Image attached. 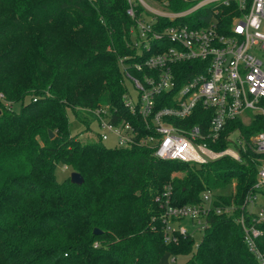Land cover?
I'll return each instance as SVG.
<instances>
[{"label":"trees","instance_id":"1","mask_svg":"<svg viewBox=\"0 0 264 264\" xmlns=\"http://www.w3.org/2000/svg\"><path fill=\"white\" fill-rule=\"evenodd\" d=\"M153 1L179 14L203 0ZM128 9V0H0V264H180L181 256H189L181 264H262L236 221L256 192L261 155L250 142L263 127L260 116L250 125L229 122L219 142L209 143L224 149L238 130L241 160L224 156L200 166L160 159L147 146L83 142L72 132L68 111L88 124L86 110L102 105L116 110L119 121H135L124 101L120 62L137 55L138 19L155 17L157 30L215 21L228 34L241 15L235 0L206 4L176 20L141 4L132 19ZM197 65L183 66L187 76L179 86L201 72ZM29 90L36 96L23 102ZM8 103H20V112ZM212 113L198 106L187 123L206 130ZM59 164L81 173L84 182H59ZM231 185L230 192H215L214 204L235 203L238 210L212 212L198 246L191 234L165 240L158 197L167 187L172 204L180 205ZM257 191L264 205V188ZM258 242L264 250V235Z\"/></svg>","mask_w":264,"mask_h":264},{"label":"built area","instance_id":"2","mask_svg":"<svg viewBox=\"0 0 264 264\" xmlns=\"http://www.w3.org/2000/svg\"><path fill=\"white\" fill-rule=\"evenodd\" d=\"M217 1L229 2L205 0L201 6ZM235 1L241 15L234 18L228 34L222 33L223 25L215 21L202 28L173 25L157 30L154 28L155 17L145 15L138 19V34L134 37L137 55L131 61L124 58L120 62L127 88L124 101L135 121H119L116 110L109 105L87 109L86 112L90 122L94 121L100 127L102 141L114 136L116 147L147 146L154 148V154L160 159L198 166L224 156L241 160L238 147H243L244 141L238 130L230 133L231 143L224 149H215L209 143L219 142L229 122L241 121L250 125L255 116H260L263 127L250 142L252 150L261 155L256 192L247 196L241 206L246 213L237 216L236 221L244 229L249 249L264 264V250L258 242L264 235V205H258L261 193L257 191L264 188V0ZM128 2L127 14L132 19L136 18L137 4L146 9L143 0ZM147 11L171 20L187 15ZM167 44L170 45L167 47ZM194 62H199L194 69L201 72L179 86L187 76L183 66ZM128 82H132L138 92L136 101ZM198 106L213 112L206 130L187 123ZM249 112H253L252 117L248 116ZM234 132H239L237 141L231 138ZM171 196V188L167 187L158 197L163 208L167 242L177 240L176 232L193 235L181 224L185 219L205 231L212 212L231 216L239 208L235 203L214 204L216 193L211 190L205 191L202 201L194 204H172Z\"/></svg>","mask_w":264,"mask_h":264},{"label":"rangeland","instance_id":"3","mask_svg":"<svg viewBox=\"0 0 264 264\" xmlns=\"http://www.w3.org/2000/svg\"><path fill=\"white\" fill-rule=\"evenodd\" d=\"M143 1L146 4V9L149 10L150 12H153L154 14H162V15L178 14V13H174L171 10H169L167 8V6L163 3H158V2L153 1V0H143ZM204 1L205 0L199 2L197 5L192 6V7L188 8L186 11L179 13V14H191V13H193L195 10H197L198 8L201 7V4ZM30 54L28 55V57L26 58V60L24 62L26 64L25 67H28V65L30 66V64H31L30 62H32L30 60ZM128 87H129L130 93L132 95V98L136 101L138 98V92L133 87L132 82H128ZM29 91L31 92V93L29 92V94H31V95L25 96L23 98V102H28L36 96L34 94L35 90H29ZM8 106H10V108L12 110H16V112H20V110H21L20 103H14V104L8 103ZM68 115H69V119H70V125H71L72 132L78 133L79 138L83 142H100L99 133L101 132V130H100V127H98V125L96 124V122L91 121V122H88V124H86V122L84 120L80 121V119L75 117L71 111H68ZM248 116L252 117L253 112H249ZM86 121H88V120H86ZM249 121L250 120L247 119V122H249ZM231 138H232V140L237 141L239 138V132H234L232 134ZM103 144L107 147H110V148H114L117 146V142H116L114 136L110 137L109 140L103 141ZM231 147H234V146L231 145ZM72 172L73 171H72V168L70 166L59 164L58 168L56 170L57 180L59 182H62L65 179L70 178V175ZM175 174L181 175L183 173L181 171H176ZM233 189H234V185H231V186L225 187L222 190H218V191L216 190L215 192H222L223 191V192L227 193ZM262 204H263V196H262V194H260L258 197V205H262ZM181 224L184 225L186 228H188V230L195 236L197 242H199L202 239L204 231L200 230L199 228H197V226L193 225L191 220L185 219L182 221ZM188 258H189V256H181L178 258V261L181 264V263L185 262Z\"/></svg>","mask_w":264,"mask_h":264},{"label":"water","instance_id":"4","mask_svg":"<svg viewBox=\"0 0 264 264\" xmlns=\"http://www.w3.org/2000/svg\"><path fill=\"white\" fill-rule=\"evenodd\" d=\"M51 137H53V132H50ZM71 178V182L74 184H78L81 185L84 182V178L82 176L81 173L73 171L70 175ZM102 232V230H100L99 228H95L94 233L95 234H100Z\"/></svg>","mask_w":264,"mask_h":264}]
</instances>
